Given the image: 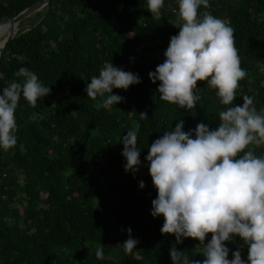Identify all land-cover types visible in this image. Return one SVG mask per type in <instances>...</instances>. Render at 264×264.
Here are the masks:
<instances>
[{
  "label": "trees",
  "instance_id": "trees-1",
  "mask_svg": "<svg viewBox=\"0 0 264 264\" xmlns=\"http://www.w3.org/2000/svg\"><path fill=\"white\" fill-rule=\"evenodd\" d=\"M40 1L0 0V23ZM210 5L207 11L233 27L247 76L232 105L221 104L215 89L197 81L194 111L161 100L160 82L148 76L179 31L178 0H165L160 15L146 8V0H50L19 23L0 56V89L22 79L15 72L27 67L51 92L35 106L21 96L17 144L0 149V264H173L172 247L190 259L204 258L198 239L177 243L174 234L161 233L164 218L151 215L157 190L144 158L147 146L177 119L185 121V131L199 122L215 128L220 111L242 103L244 95L254 98L258 111L264 109V0ZM105 61L142 79L126 90L113 88L124 99L97 109L85 87ZM141 111L146 119H140ZM137 122L141 166L133 173L123 167L119 138ZM249 147L264 155V146ZM129 227L138 243L126 253L118 244L128 238ZM210 238L208 233L205 243ZM100 243L103 260L95 254ZM225 243L230 259L237 248L247 259L239 236Z\"/></svg>",
  "mask_w": 264,
  "mask_h": 264
},
{
  "label": "clouds",
  "instance_id": "clouds-1",
  "mask_svg": "<svg viewBox=\"0 0 264 264\" xmlns=\"http://www.w3.org/2000/svg\"><path fill=\"white\" fill-rule=\"evenodd\" d=\"M165 0H146V8L160 15ZM201 6L204 11L201 12ZM210 0H178L180 22L171 35L162 63L148 76L157 85L160 99L193 110L200 99L194 93L197 81H206L216 90L223 105H232L239 81L247 76L235 47L234 29L207 9ZM13 80L0 89V149L17 144L19 125L16 109L21 96L35 106L38 98L51 92L38 74L20 67ZM138 73L126 71L105 61L98 75L86 84L85 92L95 107H109L124 99L113 88L127 89L141 82ZM146 119V111L139 113ZM219 124L211 128L204 122L184 130L185 121L164 131L148 145L145 161L157 195L152 199L151 215L164 218L161 233L174 234L177 243L196 238L202 246L203 259H190L172 247L173 264H264V155H257L250 145L264 146V109L257 110L254 98L242 97V103L219 113ZM137 122L120 137L125 171L135 173L141 166ZM145 182L139 181L143 188ZM128 238L118 244L131 253L138 241L127 229ZM211 238L206 241L207 234ZM239 236L247 246V259L241 250L232 251L225 241ZM96 257L106 259L104 244L96 248ZM110 258V257H107Z\"/></svg>",
  "mask_w": 264,
  "mask_h": 264
},
{
  "label": "water",
  "instance_id": "water-1",
  "mask_svg": "<svg viewBox=\"0 0 264 264\" xmlns=\"http://www.w3.org/2000/svg\"><path fill=\"white\" fill-rule=\"evenodd\" d=\"M49 3H50V0H43V1L37 2V3L33 4L32 6L23 10L21 13H19L17 16L12 18L11 20L0 23V26L8 25V27H9L8 34L5 37V39L3 40L2 45L0 46V56H1V54L5 48L6 44L15 37V35L18 31L19 23L22 20H24L25 18L31 16L32 14H34V13L40 11L41 9H43L44 7L48 6Z\"/></svg>",
  "mask_w": 264,
  "mask_h": 264
},
{
  "label": "bare ground",
  "instance_id": "bare-ground-1",
  "mask_svg": "<svg viewBox=\"0 0 264 264\" xmlns=\"http://www.w3.org/2000/svg\"><path fill=\"white\" fill-rule=\"evenodd\" d=\"M9 30V27L8 25H5L3 26L1 29H0V40H2V43H3V40L5 39V36H6V33L8 32ZM2 45V44H1ZM0 45V46H1Z\"/></svg>",
  "mask_w": 264,
  "mask_h": 264
},
{
  "label": "rangeland",
  "instance_id": "rangeland-1",
  "mask_svg": "<svg viewBox=\"0 0 264 264\" xmlns=\"http://www.w3.org/2000/svg\"><path fill=\"white\" fill-rule=\"evenodd\" d=\"M7 34H8V32L6 33V36H7ZM6 36H5V37H6Z\"/></svg>",
  "mask_w": 264,
  "mask_h": 264
}]
</instances>
